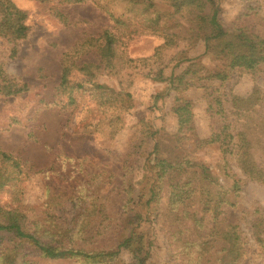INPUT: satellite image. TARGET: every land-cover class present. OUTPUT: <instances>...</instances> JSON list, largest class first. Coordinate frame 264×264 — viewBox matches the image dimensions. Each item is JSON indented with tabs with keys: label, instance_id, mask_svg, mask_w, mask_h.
Here are the masks:
<instances>
[{
	"label": "trees",
	"instance_id": "1",
	"mask_svg": "<svg viewBox=\"0 0 264 264\" xmlns=\"http://www.w3.org/2000/svg\"><path fill=\"white\" fill-rule=\"evenodd\" d=\"M57 1L93 4L113 23L98 36L87 35L63 55L51 104L70 111L72 118L79 113L77 123H72L73 135L111 139L117 135L118 91L104 77L130 84L136 73L145 72L163 85L152 96L157 109L171 95L178 68L203 56L215 66L202 68L193 80L206 100L209 134L199 133L192 103L175 99L170 113L176 120V142L162 134L150 152L144 133L129 159L122 162L127 173H123L125 198L120 215L129 232L116 231L109 239L118 215L109 198L116 192L119 176L111 161L99 155L69 158L68 154L51 167L37 170L30 161L0 146V264L43 260L147 264L156 250L151 231L154 234L157 226L165 230L178 264H243L246 243L230 239L229 213L238 211L240 224L249 230L254 229V219H264L260 206L249 208L242 203L241 178L264 185V88L252 103L236 111L230 106L227 84L234 77L264 72V36L243 20L250 11L261 15L264 0H242L246 11L231 23L225 18V0ZM30 32L27 12L14 0H0V39L10 44L11 58L18 56L20 43ZM140 35L160 37L163 43L151 56L134 59L126 50ZM88 55L96 61H83ZM30 90L29 83L8 73L0 57V99ZM212 147L221 154L218 174L199 157ZM34 173H42L47 181L40 204L25 201ZM5 193L10 203H2Z\"/></svg>",
	"mask_w": 264,
	"mask_h": 264
},
{
	"label": "rangeland",
	"instance_id": "2",
	"mask_svg": "<svg viewBox=\"0 0 264 264\" xmlns=\"http://www.w3.org/2000/svg\"><path fill=\"white\" fill-rule=\"evenodd\" d=\"M14 1L27 12L31 32L21 41L19 54L15 58L9 56L10 44L0 39V57L8 73L29 83L31 90L16 98L0 99V146L30 161L37 170L51 167L52 163L68 154L69 158L99 155L102 159L111 161L113 170L119 171V176L116 179V192L111 197L105 193V197L109 196L110 201L114 202L118 215L106 239L115 235L116 231L118 234L128 233L129 227L120 215L125 198L121 185L123 173H127L124 167L122 168V162L129 159L144 133L150 152L162 134L166 135L171 143L176 142V120L170 110L177 98L192 103L196 114L195 125L199 133L202 136L209 134V120L205 112L206 100L193 79L200 74L202 68H214L215 64L207 56L182 64L176 72L171 95L164 103H160V108L157 109L154 107L152 96L163 85L149 79L145 72L136 73L130 84L129 82L120 84L119 80L104 77L103 81L118 91L120 101L116 113L119 122L118 133L113 139L102 135L79 138L73 135L72 125L77 123L79 113L72 118L70 111L52 105L63 69V55L87 35L98 36L103 29L113 23L93 4L64 5L57 0ZM225 4V18L229 23L246 11L242 0H225ZM253 4L256 5L255 2ZM262 8L261 15L256 11H250L249 17L245 19L243 16V20L254 24L256 30L264 36V5ZM161 43L163 40L157 36H137L128 43L127 55L134 59L149 57ZM173 53L168 55L166 62L171 59ZM83 61H96V58L88 55ZM263 88L264 72L258 76L245 74L240 78L234 77L227 84L230 106L237 111L252 103ZM61 100L66 101L64 98ZM199 157L207 161L218 174L221 154L216 147L201 151ZM241 178L244 206L249 208L260 206L264 211V185L243 175ZM46 183V177L42 173L32 174L25 201L40 204L45 194ZM1 201L10 203L8 193L1 196ZM229 216L233 223L228 231L230 239H243L246 243L247 255L243 264H264L262 252L264 219H254L252 224L254 229L249 230L240 224L238 211L231 209ZM151 234L156 240V250L147 264H178L175 250L168 246L165 230L157 226L154 234L153 231ZM40 264L80 263L43 260Z\"/></svg>",
	"mask_w": 264,
	"mask_h": 264
}]
</instances>
